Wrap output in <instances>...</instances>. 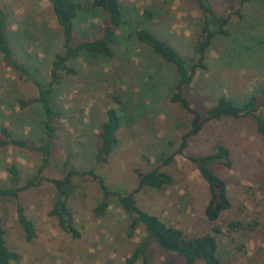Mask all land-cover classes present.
<instances>
[{
	"label": "rangeland",
	"instance_id": "rangeland-1",
	"mask_svg": "<svg viewBox=\"0 0 264 264\" xmlns=\"http://www.w3.org/2000/svg\"><path fill=\"white\" fill-rule=\"evenodd\" d=\"M92 1L80 0L85 14L75 21V43L99 37L107 23L101 9L87 10ZM208 1L217 16L229 17L230 35L213 40L205 69L196 71L183 94L202 118L221 96L238 104L255 97L264 117V0H253L243 7L241 0ZM120 2L127 24L117 33L113 57L82 56L72 61L76 75H62L52 95L61 116L54 123L56 140L51 160L41 173L45 179H61L67 160L80 171L96 168L98 134L106 111L115 106L114 95L128 100L133 122L118 131V145L108 162L96 169L109 187L118 186L127 192L137 189L139 176L160 166L157 158L175 154L182 135L190 129L192 116L169 100L175 83L173 66L137 41H123V36L146 26L188 63L196 62L193 46L201 25L196 5L191 0ZM0 7L6 16L5 34L14 58L46 85L54 57L62 52L61 29L49 1L0 0ZM146 8L155 11L149 24L142 18ZM37 94L36 87L8 67L0 55V129L6 127L15 137L40 146L44 137L41 107L33 102L21 109L18 103L35 99ZM218 143L229 148L231 167L217 164L212 169L227 184L231 208L211 223L204 216L208 186L188 158L212 153ZM11 164L18 167L23 182L36 173L42 159L31 150L0 147V188L8 185L7 168ZM161 170L172 176L173 183L162 190L142 188L136 193L142 210L186 235L214 234L222 264H264V139L250 117L206 122L203 130L188 140L182 155L175 154L174 162ZM72 183L68 205L77 238L65 232L57 217L50 214L57 193L50 182L22 192L17 200L0 197L6 246L19 255V261L12 264H123L144 241L143 228L128 237V218L113 201L103 215L95 216L101 193L89 176L75 177ZM17 203L34 223L36 237L30 242L18 224ZM233 220L249 227L231 232L227 224ZM214 227L220 233L215 234ZM147 256L149 264H183L182 258L168 255L153 241Z\"/></svg>",
	"mask_w": 264,
	"mask_h": 264
},
{
	"label": "trees",
	"instance_id": "trees-1",
	"mask_svg": "<svg viewBox=\"0 0 264 264\" xmlns=\"http://www.w3.org/2000/svg\"><path fill=\"white\" fill-rule=\"evenodd\" d=\"M56 23L61 29L62 52L55 55L51 64L50 81L43 85L32 75L29 68L14 58L10 43L5 34L6 16L0 7V55L5 64L21 77L31 82L37 89V97L30 101L18 100L21 109L29 104L37 103L42 110V145L36 146L27 139L15 137L11 131L3 127L0 129V147H16L27 149L39 153L42 159L41 166L36 173L22 182L18 167L11 164L7 168L8 185L0 188V197L17 200L19 195L27 190L37 188L43 181L50 182L56 189V199L50 212L56 216L61 228L72 237L79 236L74 227L73 214L68 199L73 193L72 180L75 177L89 176L98 184L101 193V199L94 209L95 216L103 215L113 201L128 218V237H132L135 231L143 228L146 238L138 244L133 252L127 257L123 264H149L147 250L149 242L153 241L155 245L171 256L183 259V264H222L219 258V245L214 234L205 233L202 235H186L181 229L166 224L158 216L142 210L136 202L135 194L142 188L150 190H162L173 183L171 175L161 170L174 162L175 154L182 155L188 145V140L198 135L209 121H219L222 119H240L250 117L255 124L258 134L264 139V117L259 112L255 97L250 96L244 103L238 104L233 100L221 96L217 101L204 112L205 117L191 107L189 100L184 96V88H188L198 69H205L204 61L206 54L216 38H227L230 35L228 30L229 17L217 16L208 0H191L197 7L201 16V25L197 40L193 46V52L197 57L196 62L191 64L183 58L179 52L167 42L156 36L148 27L132 29L130 33L124 34L125 42L130 39L146 46L155 55L171 64L175 71V83L170 94L169 100L176 104L183 112L192 116L190 129L182 135L181 143L175 154L166 159L157 158L160 166L155 167L141 176L137 189L127 192L120 187H109L96 169L108 162V158L118 145L117 133L122 127L132 124V117L129 115L128 100L123 96H113L115 106L105 113V120L100 127L98 134L99 146L95 155L96 168L87 171L78 170L68 160L64 166V176L61 179H45L41 176L51 160L53 146L56 140V128L54 123L60 118L61 113L53 105L52 95L60 85L62 75H76L77 71L70 66V63L79 57L104 58L113 57V47L117 43V33L122 31L127 24L125 20V11L120 0H93L88 3L91 10L101 9L107 15V23L99 37L93 40H84L75 43V21L85 14L84 6L80 0H48ZM253 0H241L240 5ZM238 13V12H237ZM155 11L144 9L142 18L145 23H152ZM262 99L264 102V88L262 90ZM198 170L201 178L206 182L209 190V200L204 209L205 218L211 222H216L221 214L231 208L229 193L226 182L220 178L212 169L213 165H221L226 169L231 167L230 150L222 143H218L212 153L203 156H191L188 158ZM16 216L19 226L24 232L26 241L30 242L36 237L34 223L25 214V208L22 204L16 205ZM229 231L246 230L249 225L239 220L230 221L227 224ZM215 234L220 233L219 228L214 227ZM5 232L0 219V264H12L19 261V255L10 251L6 246Z\"/></svg>",
	"mask_w": 264,
	"mask_h": 264
}]
</instances>
